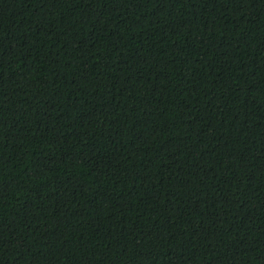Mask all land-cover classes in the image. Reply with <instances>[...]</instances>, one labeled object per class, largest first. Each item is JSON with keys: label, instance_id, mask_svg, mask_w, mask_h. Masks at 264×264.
Wrapping results in <instances>:
<instances>
[{"label": "trees", "instance_id": "trees-1", "mask_svg": "<svg viewBox=\"0 0 264 264\" xmlns=\"http://www.w3.org/2000/svg\"><path fill=\"white\" fill-rule=\"evenodd\" d=\"M0 264H264V0H0Z\"/></svg>", "mask_w": 264, "mask_h": 264}]
</instances>
